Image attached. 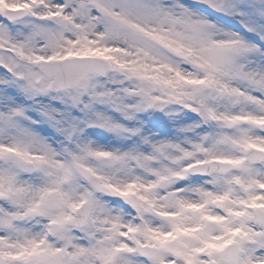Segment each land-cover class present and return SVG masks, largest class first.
Returning a JSON list of instances; mask_svg holds the SVG:
<instances>
[{
	"label": "snow or ice",
	"instance_id": "snow-or-ice-1",
	"mask_svg": "<svg viewBox=\"0 0 264 264\" xmlns=\"http://www.w3.org/2000/svg\"><path fill=\"white\" fill-rule=\"evenodd\" d=\"M0 264H264V0H0Z\"/></svg>",
	"mask_w": 264,
	"mask_h": 264
}]
</instances>
